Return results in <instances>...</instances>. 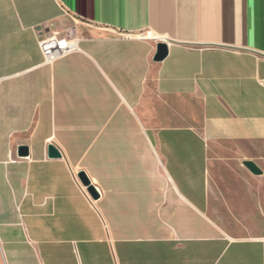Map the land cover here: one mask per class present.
<instances>
[{"label": "crops", "instance_id": "1", "mask_svg": "<svg viewBox=\"0 0 264 264\" xmlns=\"http://www.w3.org/2000/svg\"><path fill=\"white\" fill-rule=\"evenodd\" d=\"M0 119V264H264V0H0Z\"/></svg>", "mask_w": 264, "mask_h": 264}, {"label": "water", "instance_id": "2", "mask_svg": "<svg viewBox=\"0 0 264 264\" xmlns=\"http://www.w3.org/2000/svg\"><path fill=\"white\" fill-rule=\"evenodd\" d=\"M168 49L167 45L164 42H159L156 45V50L153 54L152 59L154 61H160L164 59L167 55ZM17 155L18 156H27L28 155V146L27 145H19L17 146ZM47 156L50 158L60 157L61 153L58 148L52 143L47 145ZM244 165L254 174H259L260 169L253 163L252 161H244ZM77 177L81 184L85 187L89 196L93 199L98 197V192L94 185L91 183L90 179L87 177L84 171H79L77 173Z\"/></svg>", "mask_w": 264, "mask_h": 264}, {"label": "built area", "instance_id": "3", "mask_svg": "<svg viewBox=\"0 0 264 264\" xmlns=\"http://www.w3.org/2000/svg\"><path fill=\"white\" fill-rule=\"evenodd\" d=\"M37 46L43 56L44 61L48 63H51L52 61L77 50L76 41L60 38L56 34L39 37L37 40Z\"/></svg>", "mask_w": 264, "mask_h": 264}, {"label": "rangeland", "instance_id": "4", "mask_svg": "<svg viewBox=\"0 0 264 264\" xmlns=\"http://www.w3.org/2000/svg\"><path fill=\"white\" fill-rule=\"evenodd\" d=\"M30 122L28 120L24 119L21 122H14V121H6V120H1L0 119V148L9 145L10 143H13L19 135H14L13 132L8 134L10 130L14 128V126L17 124H25L28 125ZM3 157L2 150H0V159Z\"/></svg>", "mask_w": 264, "mask_h": 264}]
</instances>
